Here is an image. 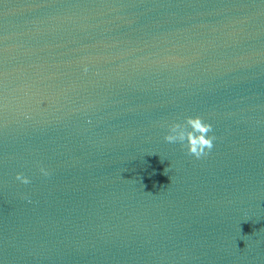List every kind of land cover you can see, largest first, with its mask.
I'll list each match as a JSON object with an SVG mask.
<instances>
[{"label": "water", "instance_id": "95a60500", "mask_svg": "<svg viewBox=\"0 0 264 264\" xmlns=\"http://www.w3.org/2000/svg\"><path fill=\"white\" fill-rule=\"evenodd\" d=\"M0 264H264V0H0Z\"/></svg>", "mask_w": 264, "mask_h": 264}, {"label": "clouds", "instance_id": "9594fccd", "mask_svg": "<svg viewBox=\"0 0 264 264\" xmlns=\"http://www.w3.org/2000/svg\"><path fill=\"white\" fill-rule=\"evenodd\" d=\"M87 71V69H85ZM212 126L204 122L200 117H188L184 123H174L169 126L168 133L164 140L168 143H179L187 149V154L200 159L206 156L213 148L215 136L209 135ZM44 176L49 173L40 168ZM16 179L23 184L30 183V180L22 174H17Z\"/></svg>", "mask_w": 264, "mask_h": 264}]
</instances>
